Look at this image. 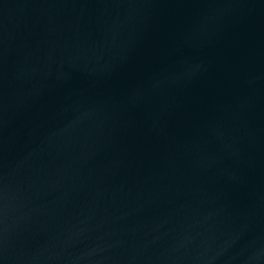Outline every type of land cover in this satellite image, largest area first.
I'll use <instances>...</instances> for the list:
<instances>
[{"label":"water","instance_id":"water-1","mask_svg":"<svg viewBox=\"0 0 264 264\" xmlns=\"http://www.w3.org/2000/svg\"><path fill=\"white\" fill-rule=\"evenodd\" d=\"M0 264H264V0H0Z\"/></svg>","mask_w":264,"mask_h":264}]
</instances>
